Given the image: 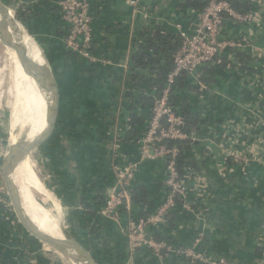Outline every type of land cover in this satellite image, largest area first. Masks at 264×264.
I'll list each match as a JSON object with an SVG mask.
<instances>
[{"label":"crops","instance_id":"0c3cea01","mask_svg":"<svg viewBox=\"0 0 264 264\" xmlns=\"http://www.w3.org/2000/svg\"><path fill=\"white\" fill-rule=\"evenodd\" d=\"M0 1L14 12H29L24 25L53 63L64 89L65 154L57 199L53 200L61 221V215H68L77 209L75 202L77 204V196L81 192L86 197L79 204L87 201L90 209L96 203V190L105 193V196L110 193L114 185L111 171V159L114 155L117 160L139 159L130 147L120 148L117 145L118 148L113 146L110 152L106 149L105 153L101 147L89 149L88 173L78 181L76 174L79 162L69 140V125L74 121L81 131L94 126V117L106 108L110 98L118 107L119 120L124 121L128 116L125 108H121V105L127 103L123 97L124 81L130 75L129 60L142 33L147 29L152 32L158 26L173 34L185 33L192 28L197 15L185 7L183 0H139L147 19L134 13L128 6V0H91L95 17L90 52L97 64L91 68L87 58L73 56L66 48L63 32L55 16L49 12L54 1ZM251 1L256 15L253 21L237 25L226 20L222 27V38L235 40L242 37L240 41L248 39L250 44L262 52L258 58L251 57L248 71L229 68L226 72L218 73L216 81L212 83L214 85L207 89L205 94L210 102H205L203 111L212 109L210 118H223L226 127L217 144L205 138H195V142L200 145L194 149V153L200 154L202 146H205L209 156L201 170L204 174L202 176L193 173L188 178L185 201L180 200L175 204L167 223L160 228L163 235L161 237L168 240L174 248L191 247L193 240L201 234L202 240L195 251L211 260H217L216 257L220 256L228 264L264 263V252H258V248L264 247V0ZM29 39L31 59L42 70L39 51L33 40ZM237 50L246 51L249 55L251 52L249 47ZM229 53L230 50H225L220 54L230 58ZM43 93L36 80L26 78L21 88V145L25 143L22 138L24 124L28 125L26 140L40 135L45 129L47 102ZM198 102L193 103L194 111L202 108ZM90 129L88 128L89 132L92 131ZM3 132L4 124L0 125V170L6 160ZM207 136L216 139L217 135ZM54 142L53 121L48 138L43 142L46 147L41 160L44 172ZM93 142L97 141L93 139ZM89 148H92L91 143ZM227 149L242 153L246 162L243 165H227L224 162V150ZM162 169L163 164L160 161L142 163L135 176L134 187H145L148 201L154 206H160L166 196ZM17 174L23 178L19 167ZM29 176L32 181L29 184L33 188L36 185L41 186L42 182H38L31 163ZM199 176L205 180L195 188L196 182L193 179ZM41 191L43 193V189ZM137 210L138 206L132 203V211H121L120 225H116L104 218L97 224L94 217L84 214L83 206L79 209L82 223L78 232L80 245L93 264H203L186 261L174 251L168 250H162L156 255L150 249L142 248L132 253L125 230ZM26 214L39 227L40 221L35 215L27 211ZM16 220L13 207L0 210V264H37L30 251L33 240ZM50 250L56 264L70 263L65 256L51 247Z\"/></svg>","mask_w":264,"mask_h":264},{"label":"built area","instance_id":"2783aa9c","mask_svg":"<svg viewBox=\"0 0 264 264\" xmlns=\"http://www.w3.org/2000/svg\"><path fill=\"white\" fill-rule=\"evenodd\" d=\"M128 6L134 13L140 14L144 19L139 0H128ZM58 8L62 22L68 27L64 39L66 48L71 52L87 58L95 63L91 56V41L93 40V10L91 0H59ZM255 14H240L234 11L224 0H209L202 13L197 16L192 32H181L183 44L173 55V68L166 77V87L159 97L155 98L152 105V114L147 131L138 144V161L117 160L111 163L114 185L106 196L104 206L99 211L102 218L120 225V214L132 211V202L129 190L133 189L136 173L142 163L160 161L163 164L164 185L167 189L165 200L154 213L142 218H132L127 224L125 234L130 251L136 252L142 248L150 249L154 254L162 250L174 251L177 255L192 262L203 264H228L224 259L211 260L197 253L195 248L202 240L201 234L193 240L189 248H174L166 241L154 240L151 229L162 228L168 216L175 208L177 201H185L188 193L186 182L194 173L186 171L180 175L177 170V147H168L170 141H184L189 137L184 133V122L181 116L175 114L168 104L170 88L175 79L182 73L195 75L200 67L214 59L218 53L225 50L235 51L241 47H249L250 55L255 58L262 50L254 47L248 39L225 40L222 38L224 21L230 19L235 23L247 24L253 21ZM252 45V46H251ZM198 82L199 78L195 75ZM201 89L204 87L201 85ZM196 141V140H195ZM114 147L118 148L117 144ZM225 158L232 159L238 165L246 159L235 149L224 150ZM194 175V174H193ZM195 188L204 182V177L193 179ZM5 184L0 170V205L5 209L11 208L8 199L6 202ZM7 196V195H6ZM189 209V207H187ZM17 219V217H16ZM18 222V219L16 220ZM264 264V263H263Z\"/></svg>","mask_w":264,"mask_h":264},{"label":"trees","instance_id":"16d2710c","mask_svg":"<svg viewBox=\"0 0 264 264\" xmlns=\"http://www.w3.org/2000/svg\"><path fill=\"white\" fill-rule=\"evenodd\" d=\"M52 1H54V5L51 9L49 8V12L55 16L59 28L63 32V38L65 39L68 27L60 18V11L58 8L59 0ZM208 1L209 0H183V3L188 10L198 16L207 6ZM224 1L228 2L230 7L240 14H253L255 12V7L251 0ZM92 10L93 16L95 17L93 7ZM22 11L23 16L19 18L25 23L28 19L29 12L25 10H21L20 12ZM228 20L231 21L230 19ZM235 24L243 25L245 23ZM192 29L193 26L185 33L192 32ZM148 30L149 29H147L145 33H142V39H139L140 42L136 45L129 60L130 75L125 79L123 86V97L126 99L125 103H127L126 105H121V108L124 107L125 111L128 113L127 118L122 122L119 120L118 107H116L114 102L112 103L111 98L108 104H106V108L94 117L96 123L99 121L98 123L101 124L102 128L100 133L101 136L98 138L96 137L95 140L99 141L100 145L98 147L103 148L104 153L106 149L109 151L110 148H113V146L117 144L120 148H132L138 155V144L147 131L152 114L153 101L161 95L162 90L166 87V77L173 68L171 58L183 44L181 32L173 34L162 26L156 27L152 32H148ZM241 38L242 37H239L235 40H240ZM92 44L91 41V51ZM69 52L73 56L77 55L70 50ZM229 54L231 57L227 58L218 53L214 59H211L200 67L195 74L199 78L198 82L195 75L182 73L175 79L174 84L170 88L168 104L175 114L182 117L184 122L183 131L189 137L184 141H170L167 144L168 147H177L178 149L176 166L180 175H183L186 171H192L195 174L201 175L203 173L201 170L209 156H207L205 146H202L200 154L197 155L194 153V149L200 145V143L195 142V138H205L209 142L215 141L213 142L214 144L220 142V138H222V131L226 127V122L224 123L223 118L216 120L211 119L210 112L212 113V109L210 108L203 111L206 107L205 102H210V98L208 99L205 93L207 89L214 85L212 83L216 81V75L218 73L226 72L229 68L247 69L248 71V64L250 60L252 61V55H249L246 51L235 50L233 52L231 51ZM88 65L93 68V66L97 64L96 62H89ZM144 71L146 73H144ZM201 85L204 89H201ZM197 101H199L198 103L202 108H198V111H194L193 103ZM207 134H216V139L207 136ZM95 143L96 142H94V144ZM113 161H115L114 157H112L111 163ZM224 162L229 166L235 165L232 159L226 158ZM165 190L167 192L166 187ZM128 192L131 197V202L138 206V210L136 211L137 214L134 218L146 217L154 213L159 207L157 205L154 206L153 203L148 201L147 191L143 186L133 187V189H130ZM94 193L96 198V200H94L96 203L91 206V209L90 205L87 206V201L82 202V206L84 214L92 218L94 217V219H96L95 223L98 224L102 218L99 211L104 206L106 196L105 193H100L99 190H96ZM5 199L8 203V197L6 195ZM2 209L4 208L0 205V210ZM151 234L154 240H164L169 243V245L171 244L168 240L161 237L163 235L160 233V229H151ZM261 251L264 252V247L258 248V252ZM219 258L223 259L220 256L216 257V259Z\"/></svg>","mask_w":264,"mask_h":264},{"label":"bare ground","instance_id":"6f19581e","mask_svg":"<svg viewBox=\"0 0 264 264\" xmlns=\"http://www.w3.org/2000/svg\"><path fill=\"white\" fill-rule=\"evenodd\" d=\"M0 34L13 47L17 48L19 51V53H17L16 50L11 48L13 50V58H12V52L10 57V50L8 49L9 47L7 46L5 47V51H8L5 52V55L6 53L8 54L13 65V67L10 69L8 73V80H9L8 93H10L12 100L15 102L14 117L10 127L11 135L8 144L9 152L7 151L8 171L6 174V183H5L6 192L9 194V197L13 205H19L20 202L23 204V211L26 217H28V215L26 214L25 209H28V210H33L38 216H40L44 220L43 222L42 220L39 219L40 223L44 227L45 225L47 226L48 230L45 227L46 231L47 232L50 231L55 236L53 237L52 234H50L51 237L49 238L50 247L52 249H54L59 254L65 256L70 261L71 264H79L76 261L75 253L73 251V246L70 240L67 238L66 233L62 229L61 221L59 220V215L56 209V205L53 203L54 201L52 200L53 207L51 208V211L49 210L48 212H46L45 209H43L42 206L39 205L40 202L39 197L45 195L44 199L45 198L51 199V195L48 194V192H46L44 188H42L43 186H40L41 189H43V193H41L42 191L40 190V196H39V194L35 191V189L29 183H27L23 178H20L17 174V169L20 165V158L23 157L24 159H26V154H25L26 152L24 151V149H26L27 147H25V143L21 145V141H20L21 138L19 136L20 135L19 132L22 131L20 130V114L22 111L21 88L27 77H29L32 80L34 79L39 83L40 89L44 92L43 97L47 102L45 129L43 132H41L40 135L34 137L33 143L31 145L32 148L38 147L40 144L46 141L53 126L54 120H53L52 100H51V94L47 90L48 85L45 78V74L43 70H40L33 63L31 59V45H30L29 37H27L26 35H23V37H14V35L13 38L7 37L4 34L1 26H0ZM19 54H22V56H24V58L29 60L32 63V65L30 62H29L30 65L25 64L22 61ZM40 187L38 189H40ZM33 193H35L36 196H38L36 201H34L32 197ZM35 213L32 212V214L37 217ZM40 231L42 230L40 229Z\"/></svg>","mask_w":264,"mask_h":264},{"label":"water","instance_id":"95a60500","mask_svg":"<svg viewBox=\"0 0 264 264\" xmlns=\"http://www.w3.org/2000/svg\"><path fill=\"white\" fill-rule=\"evenodd\" d=\"M15 14L17 16H15ZM23 16V12L17 13L13 12L7 7L6 4L0 1V26L7 37H23L26 35L31 38L35 43L38 51L39 58L41 59L42 65L41 68L45 74V78L47 81L48 89L51 94L52 107H53V120H54V134H55V142L50 152V157L48 160L47 169L44 172L41 182L42 186L48 194L51 195V199L46 200L44 196L39 197V205L45 209L46 212L51 210L52 208V200L56 201L58 190L60 186L63 164H64V154H65V96L64 89L59 78V75L53 65V63L49 60L48 56L44 52L43 48L40 46L39 42L35 39V37L30 33L24 23L20 20L19 17ZM13 33V34H12ZM24 33V34H23ZM0 42L4 47H10L19 53L18 49L13 47L3 36L0 35ZM22 61L30 65V61L24 58L22 54H19ZM30 62V63H29ZM173 62V58H171V63ZM32 65V63H31ZM32 67V66H31ZM28 69V67H27ZM30 146L27 145V149H24L27 157L29 156ZM9 152V148H8ZM8 154V153H7ZM8 155H6V162L1 169L2 177H5L6 183V174L8 171ZM8 194V193H7ZM9 196V194H8ZM38 197V196H37ZM10 198V197H9ZM11 201V199H10ZM15 215L20 222L23 224L24 216H23V204L20 202L19 205H13ZM26 230L28 231V235L32 238L31 245V253L35 258L37 264H56L52 258L49 237L46 236L45 233L40 231V229L34 225L32 221L29 224L24 223ZM73 246V251L75 253L76 261H80L81 259L85 262H89V264H93L89 260V256L87 255L85 249L80 244H75L70 241ZM79 257V259L77 258ZM83 263V262H81Z\"/></svg>","mask_w":264,"mask_h":264},{"label":"rangeland","instance_id":"374dc122","mask_svg":"<svg viewBox=\"0 0 264 264\" xmlns=\"http://www.w3.org/2000/svg\"><path fill=\"white\" fill-rule=\"evenodd\" d=\"M10 10L12 11V13L14 12V10H12V9H10ZM15 16H17V15L15 14ZM8 49L10 50V57H11V52H12V58H13V50L10 47ZM5 52H8V51H5V47L0 42V111H2L1 112L2 115H1L0 125L4 124V132L2 135L5 138L4 139V141H5L4 142L5 143V146H4L5 151L4 152H6V155H7L8 144H9L10 135H11L10 127H11L12 120L14 117V107H15L14 104H15V102L12 100L10 93H8V87H9L8 73H9L10 69L13 67V65H12L10 57L8 56L7 53L5 55ZM73 107L77 108V106H75V105H73ZM98 122L95 123V127L94 126L86 127L84 129V131H81L80 130L81 128H78V126L76 125V122H74V121H72L71 125H69V130H70L69 131V140L71 141L72 145L74 146V149L76 151V156L78 157V162H79L78 163L79 168H78L77 174H76V180H78V181H80L81 177L84 174L88 173V170H89L88 150L89 149L95 150V148L99 146V141H97L95 144L93 142V139H96V137L98 138L99 136H101L100 133H101L102 128H101V124ZM27 128H28V125L24 124V126L22 128L23 129V137L22 138L25 141V147H27V145L30 146L29 156L27 157V155H26V159H24L23 157L20 158L19 168L23 174V178L26 179V182L31 183L32 181H30V176H29V174H30V163H31L33 170H34V173L37 176V178L39 179L38 182L39 181L41 182V178L44 174V169H43V165H42L41 160H43V155H44L43 152L45 151L46 147L42 143L43 146L39 145L38 147L32 148L31 145L33 143L34 138L26 140V138L28 136V132L25 133ZM88 128H91L90 130H92V131L89 132ZM19 133H20L19 136L21 138L22 131H20ZM90 143L92 145V148H89ZM5 162H6V160H5ZM3 181L5 184V177H3ZM41 186H42V184H41ZM39 187L40 186L37 185V186H35L34 189L40 196L41 187H40V189H38ZM81 191H83V190H81ZM6 195L9 199L10 204H11V201H10L8 194H6ZM43 196H45V195H43ZM32 197H33L34 201L37 200V196L35 193L32 194ZM83 197H86L85 193L81 192L80 194H78L77 204L75 202V205H77V209L73 210V213H70V214L64 215V216L61 215L62 229L66 233L67 238L70 241L74 242L75 244H80V242H81V238L78 237V232L80 231L81 224H82L80 211H79V209H82V206H81L82 204H79V202L83 199ZM46 200H48V199L45 198V201ZM11 206H12V204H11ZM52 207H53V205H52ZM25 210L28 212L32 211L33 213H35L33 210H28V209H25ZM23 216H24L25 222H23V224H21V225H22L24 231L28 234V231L26 230L24 223L29 224L30 219L28 217H26L24 211H23ZM36 219L38 221L40 219L44 222V220L38 215H37ZM39 227L42 231H46V229L48 230L47 226L45 225V227H46V229H45V227L41 223L39 224ZM49 232L50 231H48V233ZM50 234H52V233L50 232L49 234H47V236L49 238L51 236ZM52 236L55 237L53 234H52ZM77 258L79 259L78 256H77ZM64 261H67V259H65ZM81 262H83V263H81ZM65 263H67V262H65ZM78 263L79 264H88L87 262H85L82 259L80 261H78Z\"/></svg>","mask_w":264,"mask_h":264}]
</instances>
